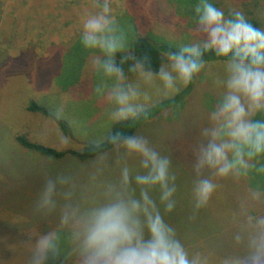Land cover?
Masks as SVG:
<instances>
[{
	"label": "clouds",
	"instance_id": "clouds-1",
	"mask_svg": "<svg viewBox=\"0 0 264 264\" xmlns=\"http://www.w3.org/2000/svg\"><path fill=\"white\" fill-rule=\"evenodd\" d=\"M145 7L129 14H147ZM92 8L80 14L78 43L90 54L86 68L99 78L94 92L112 123L146 119L153 96H177L202 73L210 81L213 94L192 150L193 212L209 204L221 180L264 174V27L242 8L196 0L188 17L193 38L163 51L154 66L132 50L111 0H95ZM169 28L174 32L175 22ZM90 182L96 194L85 202L71 175L45 179L34 213L55 216L56 224L13 243L23 248L25 264H54L58 257L64 264H209L166 219L177 207V175L171 156L147 136L116 131L98 141ZM262 204L257 184L231 217V242L243 255L224 264H264Z\"/></svg>",
	"mask_w": 264,
	"mask_h": 264
},
{
	"label": "rangeland",
	"instance_id": "rangeland-1",
	"mask_svg": "<svg viewBox=\"0 0 264 264\" xmlns=\"http://www.w3.org/2000/svg\"><path fill=\"white\" fill-rule=\"evenodd\" d=\"M140 1L145 0H136L143 9L145 3ZM111 2L114 12L121 13L120 26L129 34L132 28L128 23L132 19L129 13L134 10V2ZM93 3L95 0H0L1 240H20L18 233L41 218L49 220L50 227L55 226V216L42 217L34 213L36 195L50 176L71 175L78 185V196H83L85 202L96 194L90 172L97 158L80 163L71 158L53 161L30 156L14 139L18 133H27L33 141L47 146L77 149L107 136L113 123L108 119L106 101L94 92L99 78L86 68L89 52L79 45L78 38L71 40L79 32L81 12L94 11ZM254 14L258 16L259 12L254 11ZM173 19L179 23L174 32L160 20L151 21L154 32L170 41L179 39L186 22ZM171 21L168 19V23ZM190 32L187 42L194 36L193 30ZM212 94L210 81L202 73L181 109L175 107L161 112L141 126L137 134L147 136L172 158L178 191L177 207L166 217L168 222L176 227L182 241L190 244L191 251L204 253L209 264H224L214 251L204 249L198 239L191 243L194 238L190 237L188 227L191 224L199 228V223L208 220L216 224L219 218L216 210L225 203L220 200V188L205 208L193 212L191 166L183 161L185 142L189 139L197 142L198 124L206 115V101ZM163 99L166 98L153 96L150 106ZM30 101L44 107L51 118L27 111ZM53 119L64 121L70 135L63 136ZM0 260L3 264H25V252L10 242V248H0ZM54 264H64L63 257H58Z\"/></svg>",
	"mask_w": 264,
	"mask_h": 264
},
{
	"label": "trees",
	"instance_id": "trees-1",
	"mask_svg": "<svg viewBox=\"0 0 264 264\" xmlns=\"http://www.w3.org/2000/svg\"><path fill=\"white\" fill-rule=\"evenodd\" d=\"M225 1H228L229 4H226ZM250 1H252V3L246 2V0H217V6L222 8H227L229 6L242 8L246 15L249 17L250 21L255 26L264 27V0ZM132 2H134L133 11L135 14L136 9L141 8L140 4L138 5L136 0H132ZM140 3L147 4V13L149 14L142 13L137 18L132 15V19L128 22L130 24V27H132L130 28L131 32H129L128 37L132 50L135 51L137 54L149 55L152 58L153 65L155 66L159 63V59L163 51L175 49L178 45L187 42V38L191 36L190 31H192V29L190 28H192V25L188 20V17L191 15V9L194 3H196V0H145L140 1ZM250 3L252 4V7L254 9L251 7ZM254 11L259 12L258 16H255ZM168 14L170 15L169 18ZM173 18L186 22L184 28L181 29L179 39H177L176 41H170L164 36L157 35L154 32V25H152L151 21H164L165 26L166 24L170 26L174 23ZM168 19L172 20L171 24L168 23ZM177 26L179 27L178 22L175 23V27ZM77 36L78 34H75V36L71 37V40L73 41L75 38H78ZM209 58L211 62L210 54ZM196 85L197 79L193 82V84L183 89L179 95L160 100L152 106H149L146 119H142L135 123H113L107 136L114 134L116 131H121L126 134H137L141 126L155 119L159 114H161V112H164L167 109L168 111H171L175 107L178 108V110L181 109L185 99L188 98L190 94L194 91ZM26 110L32 113H39L45 117L51 118L46 109L38 105L34 101L29 102L28 106L26 107ZM54 121L60 128L63 136L70 135V129L64 121ZM14 139L16 143L21 147V149H23V151L30 156L46 158L53 161L71 158L74 161L80 163L88 162L97 158V143H88L77 149H59L57 147H51L33 141L27 133H18L16 134ZM189 140L190 141L187 140L184 145L185 157L183 160L186 164H188V167L191 166L192 150L196 144V140ZM219 183V197L220 200H223L225 203L221 204L219 209L216 210V213L219 214V218H217L218 221L216 222V224L214 222L213 224H211V220H208L201 224L199 223V228H196L195 225L191 224L188 225V227L189 232L192 233L190 237L194 238L191 243H193L194 240L196 241L198 239L204 249L206 248L214 251L218 255L220 262L224 263V261L229 257L243 255V252L240 249L235 248L231 242V233L236 226L233 223L231 217L234 214L239 213L240 202L248 197L250 192L254 189L257 184H259L261 188L264 189V174L252 179H223ZM261 210L264 211V204L261 205ZM48 227H50L49 220H45L43 218L38 219L33 222V224L25 226V228H23L18 233V238L20 240L4 241L0 239V248H10V242L17 243L26 239V235L32 230L39 229L42 231ZM197 229L202 230L201 232H197ZM14 245L17 248V245ZM185 245L189 248L190 244Z\"/></svg>",
	"mask_w": 264,
	"mask_h": 264
}]
</instances>
